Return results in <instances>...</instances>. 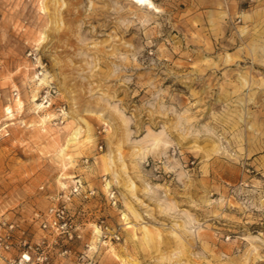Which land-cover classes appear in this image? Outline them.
<instances>
[{"label":"rangeland","instance_id":"obj_1","mask_svg":"<svg viewBox=\"0 0 264 264\" xmlns=\"http://www.w3.org/2000/svg\"><path fill=\"white\" fill-rule=\"evenodd\" d=\"M0 62V264H264V0H0Z\"/></svg>","mask_w":264,"mask_h":264},{"label":"built area","instance_id":"obj_2","mask_svg":"<svg viewBox=\"0 0 264 264\" xmlns=\"http://www.w3.org/2000/svg\"><path fill=\"white\" fill-rule=\"evenodd\" d=\"M28 57L31 58L32 61H36V55L32 52L28 54ZM1 66V62H0ZM41 74V73H39ZM50 96V91H45L41 100L43 103H46L48 98ZM58 112L60 113V124H63V115L65 114V107H60L58 109ZM3 137L0 133V139ZM53 211V215H54ZM2 226L6 229V232L3 235H0V255L2 252H7L12 247V232L16 229L15 224H8V223H2ZM47 224L45 223L43 225V228H46ZM80 261L85 260V256L81 255L79 258ZM47 261V255L40 251L39 249L32 250L30 247L27 250H22L17 257L13 259L7 260L8 264H46ZM95 264V263H93Z\"/></svg>","mask_w":264,"mask_h":264},{"label":"bare ground","instance_id":"obj_3","mask_svg":"<svg viewBox=\"0 0 264 264\" xmlns=\"http://www.w3.org/2000/svg\"><path fill=\"white\" fill-rule=\"evenodd\" d=\"M9 112H10V111H8V114H9ZM77 135H78V132H75V133L71 136L70 143H74V142H75Z\"/></svg>","mask_w":264,"mask_h":264}]
</instances>
